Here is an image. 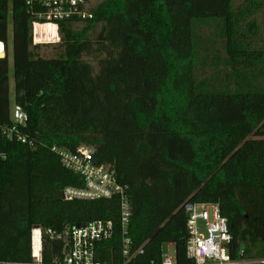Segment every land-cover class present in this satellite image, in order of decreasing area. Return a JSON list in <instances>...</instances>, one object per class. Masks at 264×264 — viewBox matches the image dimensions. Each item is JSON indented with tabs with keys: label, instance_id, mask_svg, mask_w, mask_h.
Here are the masks:
<instances>
[{
	"label": "trees",
	"instance_id": "16d2710c",
	"mask_svg": "<svg viewBox=\"0 0 264 264\" xmlns=\"http://www.w3.org/2000/svg\"><path fill=\"white\" fill-rule=\"evenodd\" d=\"M234 1L103 0L89 9L91 19L58 24V54L47 59L32 44L25 0H0V126L14 125L10 17L14 104L27 115L17 129L31 142L0 140V264H30L34 227L46 263L63 245L47 230L111 222L118 238V197L62 198L83 182L52 148L73 153L83 145L126 188L127 232L143 262L168 243L183 256L186 203L218 205L232 260H264V0H244L238 9ZM253 10L262 17L259 48L253 21L237 28ZM198 24L218 27L223 45V59L211 63L225 72L211 81L196 76L209 60L200 55Z\"/></svg>",
	"mask_w": 264,
	"mask_h": 264
},
{
	"label": "built area",
	"instance_id": "2783aa9c",
	"mask_svg": "<svg viewBox=\"0 0 264 264\" xmlns=\"http://www.w3.org/2000/svg\"><path fill=\"white\" fill-rule=\"evenodd\" d=\"M89 0H25L26 12L32 18V44H41L39 39L50 36L59 42L58 24L73 18L89 20L92 18L88 7ZM51 27L46 32L43 28ZM4 58L3 45L0 48ZM12 127L0 126V140L14 139L20 144H28L25 137L18 133V126H24L27 115L18 105L10 108ZM58 155L62 166L77 175L83 182L82 189L66 188L62 192L64 200H95L119 198V235L114 237L111 222H91L74 226L62 233L47 230L45 235L63 242L61 254L48 263L42 256V231L39 227L31 230L30 264H254L263 261L232 260L228 253L231 236L227 222L221 216L218 205L189 204L183 206L185 215L186 239L184 253L180 256L173 243L174 254L162 257L161 248L156 259L143 262L142 249L132 247L127 227L131 209L126 195V188L119 185L113 171L108 166H97L93 163V150L80 146L75 152L52 148ZM4 156H0L3 158ZM109 250V251H108ZM242 255V251H240Z\"/></svg>",
	"mask_w": 264,
	"mask_h": 264
},
{
	"label": "rangeland",
	"instance_id": "374dc122",
	"mask_svg": "<svg viewBox=\"0 0 264 264\" xmlns=\"http://www.w3.org/2000/svg\"><path fill=\"white\" fill-rule=\"evenodd\" d=\"M103 0H89L88 7L89 9L95 8L100 3H102ZM244 0H235L234 1V8L238 9L243 6ZM254 22L256 27L258 28V31L256 32L254 39L256 42L254 43L255 48H259L262 44L260 43L261 40V22L262 17L258 10H253L251 14H244L240 16L238 22H237V28L239 32H244L247 29V25L250 22ZM217 29L214 24H210V26H203V24H198L197 26V36L201 39V51L200 55L203 57L206 55L209 60L207 61L206 68H201V66L198 64L196 68V76L199 80H206L211 81L216 76H222L225 72L222 66H219L218 68H215L211 63V58L213 56H217L223 59L224 57V51H223V45L222 42L217 38ZM11 40H12V29H11V22L10 17H8V61H9V73H8V86H9V102H10V108L14 105V80H13V64H12V50H11ZM41 44H38L41 46L39 53L40 56L43 58H55L58 54L57 46L58 42L57 40L50 39V36L47 38L39 39ZM212 44V45H211ZM1 48V46H0ZM0 57H1V51H0ZM201 57V58H202ZM89 65L92 66L94 71L96 70V64L89 58L84 59ZM174 247H168L166 244H163L161 246V255L162 257H166L167 255L172 256L174 254Z\"/></svg>",
	"mask_w": 264,
	"mask_h": 264
},
{
	"label": "water",
	"instance_id": "95a60500",
	"mask_svg": "<svg viewBox=\"0 0 264 264\" xmlns=\"http://www.w3.org/2000/svg\"><path fill=\"white\" fill-rule=\"evenodd\" d=\"M3 58V57H2ZM83 225L82 224H77V225H75L74 227H76V228H79V227H82ZM37 228V227H36Z\"/></svg>",
	"mask_w": 264,
	"mask_h": 264
},
{
	"label": "bare ground",
	"instance_id": "6f19581e",
	"mask_svg": "<svg viewBox=\"0 0 264 264\" xmlns=\"http://www.w3.org/2000/svg\"><path fill=\"white\" fill-rule=\"evenodd\" d=\"M3 55H2V53H1V57H2Z\"/></svg>",
	"mask_w": 264,
	"mask_h": 264
}]
</instances>
